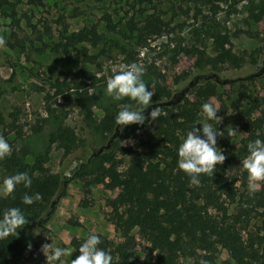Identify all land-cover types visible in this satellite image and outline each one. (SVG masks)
<instances>
[{
    "label": "rangeland",
    "instance_id": "rangeland-1",
    "mask_svg": "<svg viewBox=\"0 0 264 264\" xmlns=\"http://www.w3.org/2000/svg\"><path fill=\"white\" fill-rule=\"evenodd\" d=\"M9 1L11 7L0 8V39L4 41L0 44V136L7 140L11 149L25 145L32 151L40 150L50 130L42 121L48 106L56 113L60 110L66 113L64 123L74 129L83 159L92 151L105 147L109 139L85 129L73 97L69 93L55 96L54 91L35 75L68 83L80 80L77 69L95 76L96 87L89 88L88 93L94 96L96 104L92 111L99 119L104 106L121 105V100L114 101L106 93V80L120 65L137 63L144 68L142 79L153 93L154 85H147V75L158 79L163 90L161 99L169 109V112L163 111L162 116L188 124L191 113L177 106L185 98L201 105L210 102L218 108L220 119L210 122L223 133L217 138L216 146L226 159L218 167H224L227 174L247 179L239 165L247 155L248 142L236 107L248 106V102L241 100L243 95L264 97L262 0H42V7L32 5L29 0ZM157 17L164 24L161 34L147 33L144 26ZM92 26L101 37L97 44L84 42L67 48V54L63 52L58 44L65 43L64 31L76 32ZM215 35L220 36L235 58L216 70L199 68V54L186 55L185 50L198 49L203 57H212ZM82 48L90 59L83 57ZM74 57L77 58L75 64ZM248 77L251 78L246 80ZM85 83L88 85L90 80ZM131 106L136 107L135 104ZM197 117V122L201 121V112ZM229 127L235 133L229 134ZM154 128L152 120L134 132L127 126L119 131V145L128 148L138 145L139 141L154 142ZM178 135L182 142L183 133ZM32 159L31 154L25 158L29 163ZM123 159L121 170L128 157ZM64 161L67 159L62 151L53 145L46 167L51 172L70 173L76 162L63 167ZM3 178L0 175V181ZM246 183L248 189L259 190L260 186L253 189L248 181ZM68 187V198L59 200L55 213L46 223L51 233L42 244L52 242L53 246L70 249L69 255L62 257L65 264H70L71 259L79 255L80 241L87 233L100 234L116 244L121 243L115 226L106 219L111 211L109 202L120 190L107 189L105 184L91 188L90 194L85 195L90 207H79L84 212L81 227H72L67 221L78 222L72 209L78 207L82 197L81 183L74 180ZM185 247L180 264H200L201 260L207 264H232L219 246L214 251ZM146 248L147 244L136 235L135 257L140 262ZM38 254L40 259L25 264H40L45 258L40 248Z\"/></svg>",
    "mask_w": 264,
    "mask_h": 264
},
{
    "label": "trees",
    "instance_id": "trees-1",
    "mask_svg": "<svg viewBox=\"0 0 264 264\" xmlns=\"http://www.w3.org/2000/svg\"><path fill=\"white\" fill-rule=\"evenodd\" d=\"M29 2L36 7L43 6L42 0ZM261 2L264 4L263 0ZM11 6L9 0H0V8ZM153 22H147L143 29H148L149 34L160 35L164 24L158 17ZM64 32L65 43L58 45L63 47L66 54L67 48L74 45L84 42L95 45L101 40L94 26ZM214 46L215 55L212 57H203L198 49L185 51L186 55L198 53L197 66L212 70L235 58L218 35L214 36ZM81 53L85 59H90L86 49L82 48ZM73 63H77L76 57ZM19 67L24 69L21 65ZM76 72L80 80L74 83L38 75L35 78L53 90L55 96L69 93L80 111L85 129L95 135L106 136L108 143L83 159L74 129L64 123L66 113L62 110L56 113L55 109L46 107V117L42 121L50 130L40 150L32 151L23 145L18 149L12 148L11 153L0 160L1 176L26 172L32 178L30 187L25 188L21 184L10 195L0 197V213L10 207H19L28 219L17 234L0 240V264H25L41 258L38 250L44 238L51 233L46 223L74 180L81 183L80 208L90 207L85 195H89L95 186L105 184L107 189L120 190L115 199L109 202L111 211L106 219L115 226V232L122 242L116 244L95 234L100 237L99 247L113 257L112 264H180L179 258L186 245L202 251H214L219 246L227 253L232 264H264V184L260 185L258 191L250 190L247 179L227 174L224 167L217 166L213 174H201L200 183L195 186L190 185L188 177L177 168V148L181 143L178 133H183L184 137L198 123L201 103L185 98L182 104H177L191 113L186 125L171 116H162L163 111L169 112L167 104L161 99L163 90L158 79L147 75V85H154L152 101L161 108L154 121L156 140L139 141L138 145L125 148L119 145L120 128L114 122L120 106L110 103L103 107L102 117L95 118L92 108L96 101L88 93L89 88L96 87L95 76L88 75L82 69ZM87 79L90 80L88 85L85 83ZM241 100L248 102V106L236 107L246 134L245 141L264 140V97L243 95ZM124 103L135 104L128 98L120 101L121 105ZM148 112H144L145 117ZM146 123L129 127L134 132ZM196 127L199 129L201 126ZM53 145L67 159L62 162L63 167L76 162L70 173L64 170L51 172L46 167ZM226 150L229 148L226 147ZM28 154L32 155L31 163L25 160ZM125 157H128V161L121 170ZM34 193L41 195L40 201L27 206L21 203L25 194ZM67 224L81 227L76 221H67ZM37 228L40 229L39 234L34 233ZM136 235L147 244L142 262L135 257ZM40 264H46V259L42 258Z\"/></svg>",
    "mask_w": 264,
    "mask_h": 264
},
{
    "label": "clouds",
    "instance_id": "clouds-1",
    "mask_svg": "<svg viewBox=\"0 0 264 264\" xmlns=\"http://www.w3.org/2000/svg\"><path fill=\"white\" fill-rule=\"evenodd\" d=\"M4 41L0 39V44ZM144 68L137 63L120 65L118 70L106 80V93L114 101L128 98L134 101L136 107L128 103L120 105L116 113L114 122L120 130L129 125H144L146 120L155 121L161 112L158 104L152 101L153 91L144 83ZM150 108L147 117L144 111ZM218 108L205 102L201 105L202 119L187 131L182 142L177 148V168L182 171L189 179L190 185L198 186L200 175L214 173L218 165L223 164L226 159L222 150L217 148V138L223 135L217 128H214L211 121L219 120L217 116ZM229 134L235 131L229 127ZM12 149L7 140L0 136V159L7 157ZM242 172L247 174V181L253 189L264 183V140L259 138L247 144V155L240 161L239 165ZM25 188L30 187L32 178L26 172H19L5 176L0 181V197H6L13 193L18 185ZM41 200L39 193L32 195L25 194L22 197L23 205H32ZM28 223L25 215L19 207H10L0 213V240H4L13 234H17ZM40 229H35L34 233L39 234ZM36 234V235H38ZM100 237L89 234L78 248L79 255L71 259L70 264H112L113 257L104 249L100 248ZM40 251L46 258V264H65L62 257L69 255L70 249L53 246V243L41 244ZM200 264H207L201 260Z\"/></svg>",
    "mask_w": 264,
    "mask_h": 264
},
{
    "label": "crops",
    "instance_id": "crops-1",
    "mask_svg": "<svg viewBox=\"0 0 264 264\" xmlns=\"http://www.w3.org/2000/svg\"><path fill=\"white\" fill-rule=\"evenodd\" d=\"M69 188H70V187H68L67 195L63 198L64 200L68 198V195H69ZM72 213H73L75 216H77V218H78V222L81 224V223H82L81 216H82L83 213H84L83 210H81L79 207L76 206L75 209H72ZM47 228H49V227H47Z\"/></svg>",
    "mask_w": 264,
    "mask_h": 264
},
{
    "label": "water",
    "instance_id": "water-1",
    "mask_svg": "<svg viewBox=\"0 0 264 264\" xmlns=\"http://www.w3.org/2000/svg\"><path fill=\"white\" fill-rule=\"evenodd\" d=\"M102 149V148H101Z\"/></svg>",
    "mask_w": 264,
    "mask_h": 264
}]
</instances>
